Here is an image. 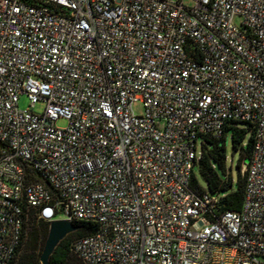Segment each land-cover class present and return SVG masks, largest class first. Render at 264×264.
<instances>
[{"label": "built area", "instance_id": "1", "mask_svg": "<svg viewBox=\"0 0 264 264\" xmlns=\"http://www.w3.org/2000/svg\"><path fill=\"white\" fill-rule=\"evenodd\" d=\"M230 121L239 211L191 185ZM28 207L95 224L85 264H264V0H0V264Z\"/></svg>", "mask_w": 264, "mask_h": 264}, {"label": "trees", "instance_id": "2", "mask_svg": "<svg viewBox=\"0 0 264 264\" xmlns=\"http://www.w3.org/2000/svg\"><path fill=\"white\" fill-rule=\"evenodd\" d=\"M227 137L231 151L229 162L226 151ZM252 146L253 128L235 125L233 121L224 125L220 136L206 135L202 138L200 156L195 166L205 183L204 187L211 193L220 194L222 210L239 211L242 206L246 170L241 166L244 163L248 164ZM191 185L201 190L195 175L191 177ZM48 223L38 217L35 209L25 208L22 235L15 251L13 264H40L39 254L46 238ZM72 224L75 229L57 244L49 257L48 264H85L72 251L71 243L78 237L94 233L96 225L81 220H73Z\"/></svg>", "mask_w": 264, "mask_h": 264}, {"label": "water", "instance_id": "3", "mask_svg": "<svg viewBox=\"0 0 264 264\" xmlns=\"http://www.w3.org/2000/svg\"><path fill=\"white\" fill-rule=\"evenodd\" d=\"M246 163L243 164V168ZM75 229L72 222L66 219H54L48 223L46 238L39 254L40 264H48L49 257L57 244Z\"/></svg>", "mask_w": 264, "mask_h": 264}, {"label": "rangeland", "instance_id": "4", "mask_svg": "<svg viewBox=\"0 0 264 264\" xmlns=\"http://www.w3.org/2000/svg\"><path fill=\"white\" fill-rule=\"evenodd\" d=\"M182 2L184 5L189 6V5H192L193 0H182ZM17 105H18L19 109H27L29 106V102L24 95H21L19 97ZM42 108H43L42 102L38 101L33 105L32 111L35 113H40L42 111ZM132 108L136 113H140L142 111V107L139 103H134L132 105ZM55 124H56V126H64L65 122L63 120H57ZM226 151H227V162H229V159L231 157V151H230V143H229L228 137L226 139ZM233 160H235V156H233ZM232 164L233 163H231V165ZM241 167L243 168V164ZM193 173H194L198 183L201 186H205V183H204L203 179L201 178L196 166L193 168Z\"/></svg>", "mask_w": 264, "mask_h": 264}]
</instances>
